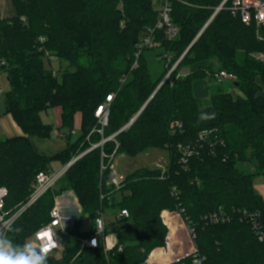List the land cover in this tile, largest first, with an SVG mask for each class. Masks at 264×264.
<instances>
[{
	"label": "trees",
	"instance_id": "16d2710c",
	"mask_svg": "<svg viewBox=\"0 0 264 264\" xmlns=\"http://www.w3.org/2000/svg\"><path fill=\"white\" fill-rule=\"evenodd\" d=\"M224 1L171 0L177 38L170 41L165 31H156L158 50L143 51L133 68L141 33L159 20L156 0H11L15 15L0 19V71L7 78L6 112L23 135L0 137V187L9 192L5 212L12 216L27 202L36 175L49 170L54 159L66 156V165L86 152L60 181L58 195L45 194L15 220L17 231L7 233L13 244L31 241L50 221L54 199L73 191L81 215L92 218L90 233L105 207L127 210L130 219L111 223L117 244L107 256L103 249L81 252V239L88 234L79 232L77 222L62 257L47 259L48 264H148L152 251L167 245L164 221L172 231L170 244L176 230L177 216L164 213L163 220L164 211L190 223L204 264H264V242L239 219L245 210L258 212L264 229V199L253 183L264 174V26L243 24L229 10L233 0L209 22ZM164 55L171 57L169 64ZM47 56L66 65L59 69L60 81ZM182 71L187 74L177 78ZM220 71L236 78L234 93L213 83ZM204 80L209 89L217 88L202 105L195 86ZM111 94L102 135L94 115ZM54 107L61 111L57 130L68 132L67 148L49 158L35 151L31 139L52 138L54 131L41 113ZM202 113L215 118L201 121ZM76 114L82 118V135L72 144ZM180 146L192 151L185 164ZM156 149L167 153L165 170L142 167L125 178L119 192L105 186L108 174H101V166L110 163V156L135 157ZM244 163L255 172L242 170ZM216 213L232 219L217 225L202 220ZM171 256L163 264L172 262Z\"/></svg>",
	"mask_w": 264,
	"mask_h": 264
},
{
	"label": "built area",
	"instance_id": "2783aa9c",
	"mask_svg": "<svg viewBox=\"0 0 264 264\" xmlns=\"http://www.w3.org/2000/svg\"><path fill=\"white\" fill-rule=\"evenodd\" d=\"M228 0H225L223 4L217 8L215 11V14L213 17L209 20V22L223 9L225 3ZM158 4V10H159V20L156 24V26L152 29H149L140 39L139 45H138V51L135 55V58H137V61L135 62L133 68H136L138 66V59L140 54L145 50H152L155 48H158L159 44L155 41V32L158 30L165 31V38L168 40H174L177 38L179 34V29L173 24L172 21V7H171V0H156ZM230 11L234 14V16H239L240 20L243 24L247 26H251L252 23L256 24L257 26H264V0H233L231 7L229 8ZM209 24V23H208ZM207 24V25H208ZM206 25V27H207ZM167 64L171 62V57L169 55H164ZM182 58L177 61L172 68L170 69V72L168 76L164 79V82L168 79L170 74L176 69L178 64L182 61ZM47 61L52 64L54 62H57V60L52 56H47ZM52 75L54 77H58V71L53 68L52 66ZM58 72V73H57ZM187 71H182L178 75L177 78H181L183 75H186ZM236 81V78L230 74H228L226 71H220L217 72L214 75L213 83L215 85H223L226 84V82L233 83ZM114 99V94H111L106 97L104 103L99 105L97 107V110L95 112V117L98 119L99 124L101 125V129L98 131L103 135L104 131L103 129L108 126L109 123V113H110V107L111 103ZM129 126V124L126 126V128ZM125 128V129H126ZM116 134L112 135L110 138H102L101 142H99L97 145H95L91 150L98 148V146L103 147V144H105L108 141H112ZM179 150L181 152V163L185 164L186 162V156L192 153L189 146H180ZM90 151V150H89ZM86 153V152H85ZM84 153V154H85ZM83 155H80L79 157H76L74 159L70 160V163L63 165L62 168L58 169L56 172H53L51 169L41 171L36 175V181L33 185V191L30 197L28 198L27 202L23 205H20V208L17 212L14 213V215L9 216L7 212L4 210V204L5 200L9 195V192L5 187H0V219H7L8 221L5 224V228H7L10 225L15 224V220L19 218L24 212L28 210L33 204L38 202L42 197L49 193L53 192L56 188V186L60 183L66 172L70 169V167ZM102 156L106 157L104 152L102 151ZM114 156V155H113ZM113 156H110L111 159L110 163L108 165L102 164L101 166V174L103 172H107L108 177L105 180V186L107 188H112L116 192H119L123 189V183L125 181V176H121L117 174L114 162ZM165 170V169H164ZM175 191V189L173 190ZM62 196H57L54 199V207L50 211L49 214V222L43 224L42 227H40L33 235V241L35 243H39L43 241L45 243L46 248L48 249L47 259H57V255L59 251L63 249V243L61 241L62 235H66L67 237H71V230L77 223V219H75V211L72 210V212L67 211L64 206L62 205ZM101 198H104L103 195H101ZM79 214H81L82 210H77ZM180 217L181 215L178 214ZM177 216V217H178ZM182 218V217H181ZM260 218V213L258 212H250V211H243L240 212V221L241 222H247L253 230L256 233V236L258 240L261 242H264V229L263 226L258 223V219ZM130 215L127 210H119L116 211V213L113 215V219L110 221V224L116 223V222H124L125 220H129ZM232 219V216L225 215L222 213H216L212 216H206L202 220L205 223L208 224H215L218 223H226L230 222ZM182 222L183 219H182ZM185 223V222H184ZM108 218L105 215L104 209H101V211L97 214V219L95 221L94 226V232L89 233L86 238L81 239V247L82 250L85 249H103L106 256L113 251L116 248L117 244V235H112L111 233H108ZM190 223L186 225L187 229H189L191 240L193 243V239L195 237L194 229L189 226ZM5 235L7 236V232H5ZM121 250V249H120ZM80 254V253H79ZM205 257H200L197 248L195 247L194 243L189 249L188 252H186L182 257H180L176 262L183 261L181 264H204Z\"/></svg>",
	"mask_w": 264,
	"mask_h": 264
},
{
	"label": "rangeland",
	"instance_id": "374dc122",
	"mask_svg": "<svg viewBox=\"0 0 264 264\" xmlns=\"http://www.w3.org/2000/svg\"><path fill=\"white\" fill-rule=\"evenodd\" d=\"M141 35L143 36L144 33H141ZM260 39V38H259ZM160 45V44H159ZM159 48V46H158ZM158 48L156 50H158ZM154 55H152L153 57ZM53 68L56 69L57 71L60 68L66 67V65L61 64L57 61L53 63ZM51 68V66H49ZM64 69V68H63ZM61 71V70H59ZM58 71V72H59ZM57 72V73H58ZM61 73H58V80H61ZM169 74V73H168ZM168 76V75H167ZM166 76V77H167ZM204 83L206 84V88L205 90L207 91V96L202 98L196 97L198 99H200L201 104L205 105L207 103H209L210 101V94L212 92L216 91L217 87H212V89H209L210 84L208 83L207 80H204ZM214 85V84H212ZM8 85H7V78L4 76V74L0 71V92L1 93H5V90L7 89ZM221 89L224 92H233L235 91V88L233 86V83L230 82H226V84L220 85ZM204 89V88H203ZM57 107H54V109H50L46 112L41 113V119L44 121V123H46L47 125H49L50 127H52L53 131L57 130L58 126H59V119L58 118V114H57ZM75 122H74V129L77 131L79 129L77 122L79 120L78 116H75ZM8 120H10L12 123H15L14 120H12V118L10 116H8ZM15 127L16 126L15 124ZM125 130V128H124ZM20 131V130H19ZM80 131L78 132V134L76 133V135L74 134L72 136V140L71 143H75L77 141V139L80 137ZM5 137V136H2ZM66 137V136H64ZM52 139V138H51ZM51 139H38V138H33L32 140V147L35 149V151L37 150L39 153L43 152L47 155H52L53 157L55 156V154H58L60 152L63 151V149L66 146V143L61 139V137H56L54 141H50ZM66 140V138H65ZM65 150V149H64ZM74 154V153H73ZM70 155H72L70 153ZM49 158H52L49 156ZM66 156L61 157L60 161H57L56 159H54V162H52V165L50 167V169L53 172H56L58 169H60V167L62 165H65V159ZM76 158V156H74L72 159ZM114 160V167L115 170L117 172V174L121 175V176H125L128 177V175L132 174L134 171L142 169V167H147L151 170L154 169H160V170H164L167 168V165L169 163V158L167 156V153L165 151H161V150H150L147 152L142 153L141 155L135 156V157H126L124 155H118L116 156V158L113 159ZM240 168L243 170H245L246 172H255V169H253V167L247 163H244L243 165L240 166ZM254 189L256 191V193L258 195H260L261 197H263L264 199V174H258V176L255 177L254 181ZM60 189L59 184L56 186L55 190L52 192V194L58 195L60 192H58L57 190ZM59 196H62L61 198H68L71 202L70 208L67 207V211L72 212V210L75 211V219H77V222H80V226H79V232L87 235L91 232L92 229V218H90L88 215L86 216H82L81 214H79V212L76 209H73L75 204H78L76 195L73 191H66V192H61V194ZM121 195H117V200L120 201L121 200ZM117 210H112L110 208L105 207L104 208V212L106 217L108 218V230H109V234L111 233L112 235H114V230L116 226H112L110 224V221L113 219V215L116 213ZM164 213H167L169 215H176L178 216V213H173L171 214L168 211H164L162 213V218L164 220ZM164 224L168 230V235L166 238V247L165 248H158L155 249L154 251H152V253L149 255L148 257V264H163L164 260H166V256L168 253H170L172 256L171 261H175L178 260L179 257L188 252L190 247L193 245L192 243V238L189 232V229H187L186 225L184 222H182V218L181 216L177 217L176 219H174V224H175V232L173 233L172 236V242L171 244L169 243L168 239L171 236L172 231L169 229L168 225L165 223ZM116 235V234H115ZM68 239L69 237H67L66 235H62L61 241L63 243V249L61 251H59L58 255H57V259L59 260L60 257H62L64 251H65V246L68 243ZM31 241H33V239H31ZM153 253H158V256H156V258L153 255ZM171 263V262H170ZM169 264V263H168Z\"/></svg>",
	"mask_w": 264,
	"mask_h": 264
},
{
	"label": "clouds",
	"instance_id": "9594fccd",
	"mask_svg": "<svg viewBox=\"0 0 264 264\" xmlns=\"http://www.w3.org/2000/svg\"><path fill=\"white\" fill-rule=\"evenodd\" d=\"M215 118V114L202 113L199 117L201 121H207ZM3 217V216H0ZM8 220L0 219V264H48V249L43 241L35 243L26 241L23 244H13L11 238L5 235L14 233L17 227L13 225L5 228ZM22 231L21 228L18 229Z\"/></svg>",
	"mask_w": 264,
	"mask_h": 264
},
{
	"label": "crops",
	"instance_id": "0c3cea01",
	"mask_svg": "<svg viewBox=\"0 0 264 264\" xmlns=\"http://www.w3.org/2000/svg\"><path fill=\"white\" fill-rule=\"evenodd\" d=\"M14 15H15V8H14V5H12L11 0H0V19H6L7 17H13ZM205 88H206V84L204 83V81L197 82V84L195 86V96L199 97V98H202V96L203 97L207 96L206 95L207 91L205 90ZM7 90H8V87L5 90V93ZM5 93L0 92V137L3 139L23 135L21 129L17 125L16 121L13 119L12 115L8 114L6 112V106H5V102H4ZM56 110H57V114L59 116L58 118H60V113H61L60 108L57 107ZM8 116H10L12 118V120H14L15 123H12L10 120H8ZM76 116H78V118H79V120L77 122L79 129L77 131L75 129H73V131H72L73 135L74 134L76 135V133L78 134L79 131L81 132V123H82L81 120H82V118L80 117V114H76ZM15 124L18 127H15ZM60 124H61V118L59 119V126H60ZM67 133H68L67 131L59 132L58 130H54L52 139L50 141H54L56 137H61V139L66 143L64 136H66ZM81 135H82V132L80 133V136ZM2 136H5V137H2ZM32 140L33 139H31V142H32ZM66 148L67 147L65 146L64 149H66ZM36 152L40 155H44L47 157H49V156L53 157L52 155H47L43 152L39 153L37 150H36ZM51 165H50V167H51ZM62 167H63V165L60 168H62ZM61 203L65 209L67 207L70 208L69 204H71V202L68 198H63ZM73 209L81 210V206L78 204H75Z\"/></svg>",
	"mask_w": 264,
	"mask_h": 264
},
{
	"label": "water",
	"instance_id": "95a60500",
	"mask_svg": "<svg viewBox=\"0 0 264 264\" xmlns=\"http://www.w3.org/2000/svg\"><path fill=\"white\" fill-rule=\"evenodd\" d=\"M201 33H202V32H201ZM201 33H200V34H201ZM200 34H199V35H200ZM199 35H198V37H199ZM198 37H197V38H198ZM197 38H196V39H197ZM163 82H164V81H163ZM163 82L161 83V85L163 84ZM135 119H136V118H135ZM135 119H133V120L129 123V125H131V124L134 122ZM116 135H117V134H116ZM184 254H185V253H184ZM184 254H182L180 257H182ZM180 257H179V258H180ZM176 261H177V260H175V261H173V262H171V263H169V264H175Z\"/></svg>",
	"mask_w": 264,
	"mask_h": 264
}]
</instances>
